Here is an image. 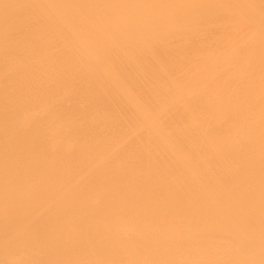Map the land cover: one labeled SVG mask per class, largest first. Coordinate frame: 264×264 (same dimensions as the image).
Segmentation results:
<instances>
[{
	"label": "bare ground",
	"instance_id": "obj_1",
	"mask_svg": "<svg viewBox=\"0 0 264 264\" xmlns=\"http://www.w3.org/2000/svg\"><path fill=\"white\" fill-rule=\"evenodd\" d=\"M0 264H264V0H0Z\"/></svg>",
	"mask_w": 264,
	"mask_h": 264
},
{
	"label": "rangeland",
	"instance_id": "obj_2",
	"mask_svg": "<svg viewBox=\"0 0 264 264\" xmlns=\"http://www.w3.org/2000/svg\"><path fill=\"white\" fill-rule=\"evenodd\" d=\"M22 60V59H21ZM230 61V60H229ZM33 110H35V109H33ZM256 128V129H255ZM257 128H258V126H256V127H254L253 128V130L255 129V131H257ZM259 129V128H258ZM252 130V129H251Z\"/></svg>",
	"mask_w": 264,
	"mask_h": 264
}]
</instances>
